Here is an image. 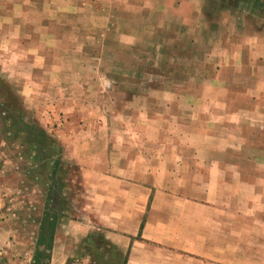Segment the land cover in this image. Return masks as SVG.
Segmentation results:
<instances>
[{
  "label": "rangeland",
  "instance_id": "374dc122",
  "mask_svg": "<svg viewBox=\"0 0 264 264\" xmlns=\"http://www.w3.org/2000/svg\"><path fill=\"white\" fill-rule=\"evenodd\" d=\"M192 2L0 0V264H32L42 221L49 230L60 214L75 218V195H89L106 140L140 134L171 142L192 130L196 138L202 134L201 126H185L192 113L184 107H164L217 103L215 48L188 45L202 29L180 30ZM214 9L206 22L214 26L211 38L219 36ZM254 22L263 34L264 12ZM245 66L242 85H255ZM260 74L264 87V69ZM177 112L184 126L176 125ZM211 120L218 124L212 111ZM219 129L210 133L217 146ZM203 177L196 168L192 197L218 198V191H203ZM242 195L251 213L257 193L244 188ZM257 196L264 216V191ZM54 257L58 264L60 255Z\"/></svg>",
  "mask_w": 264,
  "mask_h": 264
},
{
  "label": "crops",
  "instance_id": "0c3cea01",
  "mask_svg": "<svg viewBox=\"0 0 264 264\" xmlns=\"http://www.w3.org/2000/svg\"><path fill=\"white\" fill-rule=\"evenodd\" d=\"M207 3L218 7L208 10ZM187 5L186 16L181 14L187 27L180 30L204 32L188 37V45L215 48L210 51L220 67V86L213 92L217 103L203 99L164 107H184L192 113L185 126H201L202 134L196 138L192 130L171 142L140 134L122 142L106 140L108 149L98 154L99 167L91 173L89 195H75L80 202L72 210L75 218L60 214L55 221L50 264H56V253L58 264H264V216L257 204L264 191V87L258 82L264 33L254 22L264 12V0H193ZM210 9L219 16L216 38L208 35L214 27L206 23L215 13ZM245 64L257 87L242 85ZM199 109L203 114L195 118ZM211 111L218 124L211 123ZM173 116L176 125L184 126L182 114ZM212 126L220 128L218 146L212 143ZM244 160H251V167ZM196 168L204 176L199 181L203 191L209 196L218 191V198L192 197ZM244 188L257 193L251 197V213L243 210ZM226 190L234 192L228 200L222 197Z\"/></svg>",
  "mask_w": 264,
  "mask_h": 264
},
{
  "label": "trees",
  "instance_id": "16d2710c",
  "mask_svg": "<svg viewBox=\"0 0 264 264\" xmlns=\"http://www.w3.org/2000/svg\"><path fill=\"white\" fill-rule=\"evenodd\" d=\"M56 219L57 218H54L53 222L50 224V226H48L49 230L45 225V219L40 224V230L37 239L38 248L35 251L32 264H50L54 225ZM45 230L48 231L46 232Z\"/></svg>",
  "mask_w": 264,
  "mask_h": 264
}]
</instances>
